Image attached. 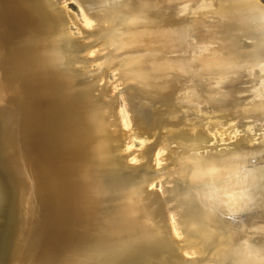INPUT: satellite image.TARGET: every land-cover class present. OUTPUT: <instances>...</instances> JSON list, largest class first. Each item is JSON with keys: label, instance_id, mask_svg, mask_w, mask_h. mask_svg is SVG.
Returning a JSON list of instances; mask_svg holds the SVG:
<instances>
[{"label": "bare ground", "instance_id": "obj_1", "mask_svg": "<svg viewBox=\"0 0 264 264\" xmlns=\"http://www.w3.org/2000/svg\"><path fill=\"white\" fill-rule=\"evenodd\" d=\"M69 1L86 20L82 40L68 31ZM188 1L0 0L2 137L27 220L14 264H264V166L255 162L264 146L242 136L244 148L209 155L216 141L201 125L260 120L264 104L242 97V78L211 79L223 63L197 57L209 31L184 13ZM123 53L130 118L118 115L115 90L78 82ZM161 68L169 79L149 89L143 77L153 82ZM131 127L153 144L131 153ZM166 161L179 179L162 175L159 191V176L126 175Z\"/></svg>", "mask_w": 264, "mask_h": 264}, {"label": "water", "instance_id": "obj_2", "mask_svg": "<svg viewBox=\"0 0 264 264\" xmlns=\"http://www.w3.org/2000/svg\"><path fill=\"white\" fill-rule=\"evenodd\" d=\"M187 16H200L205 32L208 30L206 44H196L197 57L202 61L211 58L223 63L213 74L215 83H228L238 78L243 80L249 98L254 104H264V4L262 0H189L182 5ZM204 32V31H202ZM195 44V40H193ZM201 61V62H202ZM223 66V67H220ZM200 69L204 68L203 62ZM243 99V98H241ZM264 122V118L243 119ZM6 123L0 112V264H14L16 247L23 242L25 235L22 224L27 223L23 216L21 200L23 188L13 160L10 159L7 144L2 134ZM264 146V141L258 145ZM256 146V147H257ZM257 158L255 162L260 163ZM27 211V210H26Z\"/></svg>", "mask_w": 264, "mask_h": 264}, {"label": "rangeland", "instance_id": "obj_3", "mask_svg": "<svg viewBox=\"0 0 264 264\" xmlns=\"http://www.w3.org/2000/svg\"><path fill=\"white\" fill-rule=\"evenodd\" d=\"M144 1H147V0H144ZM262 3L264 4V0H262ZM64 7H66L64 9L68 11V13L71 15L72 19L74 20V23L70 24L69 27H68V31H69L71 37L73 39L82 40V38H83L82 34L83 33H82V30H81V27L82 26L83 27L86 26V20L84 18L83 12L79 8V6L73 1L66 2L64 4ZM93 24H94V22H93ZM79 25L81 27H79ZM109 35L110 34L106 35L105 37L108 39L110 37ZM113 49H114V46H112V45L109 46V50H113ZM93 52H96V51H93ZM134 54L135 53H131V56L136 57ZM126 58H127L126 54L123 53V55L120 54V55L116 56L114 58V60L112 59L111 61H113V63L110 61L112 64L110 62H107L106 63L107 65H106L105 61H101L102 63L101 62L93 63V65L91 66V68L93 70L92 71L93 75L88 77V78H86V80L83 79L81 82L80 81H78V82L79 83L99 82V84H101V85H106V86L112 88L111 89L112 91L115 90V91L112 92L113 96H112V94H111V96L113 97L112 100L114 102H116V104H117L116 107L119 109L118 110L116 108L119 111V112L117 111L118 115L120 114V112H123L125 110L126 112L124 111V113L120 114V116L124 117V114H125L126 115L125 117H129L130 118V117H132V113L130 114V112H129V110H130L129 109V103L127 102L128 100H127V97H126V94H125L127 92H126L125 87H124L125 85H124V83H122V80H121V70H123L125 68L124 66H126V62H124V60ZM98 63H100V64H98ZM116 66H117V68L115 69ZM164 68L165 67H163V69ZM159 74H160V77L157 80H154L153 82L148 81L147 79H145L146 77L144 78L142 76L143 77V82L147 85V87L149 89H151V90H160L162 85H163V82H164L165 78L169 79V77H167L168 76V71L162 70V68H161V71H159ZM161 82H162V84H161ZM122 84H123V86H122ZM117 85H119V86L116 87ZM113 86H114V88H113ZM182 88L183 89H187L186 85L183 84V85L179 86V88L176 90L177 94L180 93V92H183ZM124 94H125V96H124ZM123 97L126 100L122 101L124 99ZM125 106H126V108H125ZM123 107L125 109H123ZM183 112H185V111H183ZM205 113H206V115H204V116L212 117L210 113H207V111ZM184 117H183V119H185ZM186 117H191V118L193 117L194 118V116L193 115L190 116V114H188ZM212 121H213L212 119H207V120L204 121L203 124H201V125H203L202 127L206 131L209 132L210 137L214 138V142L216 141L215 145H217V148L209 149L208 150V151H210L209 155H210V153L211 154L215 153L216 150L221 151V150H224V149L225 150L235 149V148H237V147H235L236 145H238L239 148H244L245 147L244 143H238L240 141L239 139L242 138V136L248 138V141L251 140L249 142L250 143L252 142L253 144L252 143L251 144L249 143V144L253 145V146H257L262 140L264 141V122L256 124V123L252 122L251 120H248V121H246L244 123H241V121H243V120H240V119L236 118V119H230L228 121H222V124H219L218 126L214 127L212 125L213 124ZM135 129H136V127H131L128 131H125V135L128 137L127 138L128 139V143L130 142L129 145H130V147L132 146L131 147V151H130L131 153H133V152L134 153H138L139 151H142L141 149L145 148L144 146H146V145L150 146V145L153 144V141L147 142L149 144H144V142H143L144 139H142V137H141L142 133L140 132L139 129H136L137 131ZM199 129H201V128H199ZM239 130H241V131H239ZM138 131H139V133H138ZM210 131H211V134H210ZM262 132H263V134H262ZM127 133H129L130 135L127 134ZM216 133L217 134L220 133V134L217 135ZM225 134L227 136H225ZM237 134H238L239 137H237ZM218 136L220 137L219 139L217 138ZM250 136H251V138H249ZM257 136H260V137L257 138ZM261 136H263V137H261ZM215 137L217 138L218 141L215 140L216 139ZM223 138L225 139V141H224ZM220 139H222V140L220 141ZM256 141H257V144H256ZM220 142H222V143H220ZM201 152H203V150ZM192 156H194V154H191L190 156H187V158H191ZM132 158H133V155L131 156V158H129V163H131V164L134 163V161H132ZM172 164L173 165H170L167 161L166 162H161L159 166L158 165L157 166L153 165L155 168L154 167H149L148 169H143V171H142V169L137 170V171H128L126 173V175H127V177H129V179H135V180H138L139 182L140 181H142V182L148 181L149 179H154V178H157V176H159L158 179L155 181L154 185L151 188V191L152 190L153 191H155V190L159 191L160 187L161 188L163 187V183L160 181V179L162 180V177H161L162 175L163 176H168L169 175L168 177L169 178L171 177L170 179H172V178L179 179V178H177L178 177L177 176L178 165L174 161L172 162ZM171 167H172V169H171ZM167 185H165V186H167ZM186 188L189 189L187 186H186ZM229 224L232 225V223H230V222H229ZM178 239L179 238L176 237V240H178ZM179 240L181 241V238ZM183 256H184V258H187L188 260L189 259L190 260L193 259V256L191 254L190 255H186V257H185V255H183Z\"/></svg>", "mask_w": 264, "mask_h": 264}, {"label": "snow or ice", "instance_id": "obj_4", "mask_svg": "<svg viewBox=\"0 0 264 264\" xmlns=\"http://www.w3.org/2000/svg\"><path fill=\"white\" fill-rule=\"evenodd\" d=\"M202 166L203 167H208V163L207 162H204Z\"/></svg>", "mask_w": 264, "mask_h": 264}]
</instances>
